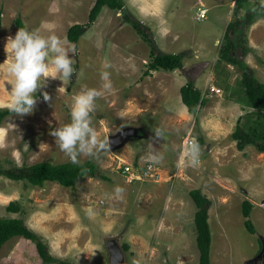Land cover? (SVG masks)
<instances>
[{
    "label": "rangeland",
    "instance_id": "rangeland-1",
    "mask_svg": "<svg viewBox=\"0 0 264 264\" xmlns=\"http://www.w3.org/2000/svg\"><path fill=\"white\" fill-rule=\"evenodd\" d=\"M204 1L211 6L208 15L196 20V0H123L129 18L142 25L159 51L188 54L183 68L165 71L148 68L150 43L121 10L103 6L89 23L95 0H0V108H7L10 100L4 68L7 38L14 37L20 27L38 30L42 36L54 33L66 47L76 48L75 72L69 81L48 78L46 87L36 93L31 114L11 113L2 120V167L70 161L50 132L70 119L72 97L81 85L102 93L92 113L99 137L110 139L123 130L136 129L121 145L109 144V152L101 151L95 159L79 157L80 162H95L97 171L79 178L73 187L55 181L34 186L0 176V217L22 219L56 260L109 264L107 243L114 240L123 251V264H199L193 189L211 201L210 264H248L264 252V152L254 145L239 150L231 137L237 121L244 124L255 118V110L240 102L242 69L218 63L224 35L213 42L236 19L237 11L231 2V14H223L229 0ZM250 2V12L260 3L261 16L255 17L252 27L242 26L238 35L242 42L246 40L251 57L249 53L243 56L240 47L235 55L247 61L250 72L264 83V0ZM244 13L239 10L237 15ZM75 23L84 26L76 44L66 37ZM194 63H199L194 68L199 73L192 70ZM105 70L110 72L109 90L103 89L100 78ZM188 82L201 91L208 82L220 89L207 90L204 105L194 115L183 108L179 92ZM234 90L239 93L234 95ZM45 91L49 101L43 99ZM190 129L200 152L196 166L190 157H181V144ZM148 163L153 166L150 170L145 167ZM126 164L134 174L122 172ZM135 175L139 178L129 181ZM117 186L123 189L118 195ZM10 201H16L20 211H9ZM244 201L252 204L248 218L254 233L245 226ZM88 208L95 213L91 218ZM0 264L45 263L34 241L16 236L1 246Z\"/></svg>",
    "mask_w": 264,
    "mask_h": 264
},
{
    "label": "trees",
    "instance_id": "trees-1",
    "mask_svg": "<svg viewBox=\"0 0 264 264\" xmlns=\"http://www.w3.org/2000/svg\"><path fill=\"white\" fill-rule=\"evenodd\" d=\"M251 4L249 0H235L234 11L244 9L245 13L243 17L229 21L226 25L224 33L223 46L219 49L218 63L221 61L231 64L232 66H238L242 69V78L240 84V94L243 93V99L241 103L244 107H251L255 111V118H251L244 124H241L239 120L235 126L234 131L231 134L233 140L236 141V147L239 150L244 149L246 145H254L257 151L264 152V83L257 80L253 73L250 72V67L247 66L243 60L236 57V51H242L245 53L246 48L242 47L239 38L242 26L248 27L255 17L261 16V9L258 7L260 3H256L255 8L250 12L248 6ZM254 4V3H253ZM103 6H108L115 10H121L125 18L130 21L133 28L146 38V41L150 43L151 52L150 59L148 61V68L150 70H165L173 71L184 67L183 59L188 55L186 52L180 53H167L159 51L153 40L147 39V33L141 28V24L129 18L125 11V5L123 0H95L94 4L90 8L88 14V22L94 21ZM203 7L202 5H197ZM196 8V15H197ZM195 15V16H196ZM196 18V17H195ZM201 20V19H200ZM17 23L21 26L20 19ZM0 25H1V12H0ZM84 26L79 23L71 25L66 37L67 39L76 44L83 34ZM246 31V30H245ZM181 102L186 106L187 111L191 114H196L200 107L204 105L205 98L202 96L200 89L194 87L193 82L180 87ZM234 95L239 93L234 90ZM11 114L8 108H0V125L2 120ZM250 116V115H248ZM202 140V139H201ZM200 141V140H199ZM97 171L96 163L92 160H86L77 164L71 161L62 163H51L48 161H40L30 165H22L20 167L4 168L0 165V176H5L14 180H22L34 186H43L46 181H55L65 187L75 186L76 181L85 175H94ZM190 195L198 207L195 216L194 224L196 227V244L199 250V264H210V246H211V232L208 222V208L211 201L201 193L199 189H193L190 191ZM252 208V204L248 201L242 203V213L245 217V226L247 229L254 233V227L250 221L249 214ZM7 209L12 212L20 211V206L16 201H10ZM21 236L26 239H30L35 242L37 253L42 259L43 263L49 264L57 262V264H68L67 261L63 262L56 260L47 249V245L42 239L31 229H29L20 218H1L0 217V248L9 239ZM128 245H124L126 249Z\"/></svg>",
    "mask_w": 264,
    "mask_h": 264
},
{
    "label": "clouds",
    "instance_id": "clouds-1",
    "mask_svg": "<svg viewBox=\"0 0 264 264\" xmlns=\"http://www.w3.org/2000/svg\"><path fill=\"white\" fill-rule=\"evenodd\" d=\"M75 51V45L66 47L65 42L54 33L42 36L38 30L20 27L14 37H8L7 63H2L8 77L5 86H11L10 91L8 90L10 96L8 111L17 116L31 114L37 102L36 93L38 89L46 87L48 78L69 81L75 72L72 61ZM100 78L104 81L103 89L112 88L109 71L100 72ZM42 95L45 101L50 100L46 91ZM101 95L100 90L81 85L79 91L72 97L70 119L50 132L59 150L74 164L80 162L81 156L95 159L101 151L109 152V138L99 137L92 123V113L96 110V102ZM185 154L190 156L193 166L199 164L198 144L186 143ZM122 191L119 186L115 188L117 195ZM87 215L90 218L94 216V210L88 208Z\"/></svg>",
    "mask_w": 264,
    "mask_h": 264
},
{
    "label": "water",
    "instance_id": "water-1",
    "mask_svg": "<svg viewBox=\"0 0 264 264\" xmlns=\"http://www.w3.org/2000/svg\"><path fill=\"white\" fill-rule=\"evenodd\" d=\"M200 64H202V63H200ZM198 66H199V63H194L191 68H192V70L194 72L197 71L199 73V71H200L199 69L196 70V71L194 70V68L197 69ZM203 66L204 65L202 64L201 68ZM135 132H136V129H134V128H132V129H126V130L121 131L116 136L111 137L109 139L110 147H113V146H116V145H119V144L121 145L122 142H124L127 139V137H130ZM107 250H108V253H109V264H123L124 263V254H123V251L121 250L119 244L116 241H114V240L108 241V243H107ZM262 250H264V248ZM262 254H263V252H262ZM251 260L254 261V259H251ZM262 264H264V263H262Z\"/></svg>",
    "mask_w": 264,
    "mask_h": 264
},
{
    "label": "built area",
    "instance_id": "built-area-1",
    "mask_svg": "<svg viewBox=\"0 0 264 264\" xmlns=\"http://www.w3.org/2000/svg\"><path fill=\"white\" fill-rule=\"evenodd\" d=\"M206 13H207V9L206 8L198 7L197 8V16H196V18L197 19H202V18L206 17ZM207 88L204 87V89H202L203 90L202 91V96L206 95ZM209 88H210V90H212V91L214 90L215 92H219L220 91L219 88H216L214 86H209ZM188 142H195L194 137L192 136V129L187 131L186 136H185V138H184V140H183V142L181 144L182 145V147H181V157L184 158V159H189V157H190L189 155L185 154L186 143H188ZM145 167H147V170H150V169H152L153 166H152L151 163H148ZM122 172L123 173H132V174H134L132 172L130 164L124 165L123 169H122ZM147 173H148V171L145 172V174H147ZM134 178H139V176L138 175H135L133 177L131 176L129 181H133ZM134 180H136V179H134ZM262 206L264 208V205H262Z\"/></svg>",
    "mask_w": 264,
    "mask_h": 264
},
{
    "label": "crops",
    "instance_id": "crops-1",
    "mask_svg": "<svg viewBox=\"0 0 264 264\" xmlns=\"http://www.w3.org/2000/svg\"><path fill=\"white\" fill-rule=\"evenodd\" d=\"M204 2H205L204 0H196V2H195L196 4H194V5H202V6H204V8L207 9V14H206V17H207L208 12H209V9H208V8H210L211 6H209V7L206 6ZM231 2L235 4V0H229V3H227V4H228V9H227V11H226V12L224 11V13H223V10H222V13L225 14L226 16L228 15V13L231 14V9H232ZM194 5H193V6H194ZM209 5H210V4H209ZM221 5H222V4H221ZM212 6H213V5H212ZM196 8H197V6H196ZM241 11H244V12H245L244 9H242ZM238 12H239V11H237V13H235L234 16L237 17V18H240L239 15H237ZM232 13H233V11H232ZM195 17H196V16H195ZM206 17H205V18H206ZM230 17H231V16H230ZM235 17H234V18H235ZM256 18H258V17H256ZM256 18H255V19L253 20V22L249 25V27H252L251 25L255 22ZM195 19H196V20H200V19H197V18H195ZM203 19H204V18H203ZM224 22H226V21H224ZM228 23H229V22H228ZM228 23H227V24H228ZM225 24H226V23H225ZM227 24H226V25H227ZM225 28H226V27H225ZM225 28H224V32H225ZM224 32H223V33H224ZM222 35H224V34H220V35L217 34V35L214 37L213 42L219 40L220 38H222ZM223 38H224V36H223ZM243 40H244V39H243ZM242 43H243V44H242ZM240 44L242 45V47H245V48H246L245 53H242L243 56H247V54L249 53V51H248V47L246 46V40H244L243 42L241 41ZM248 57H251V54H250V53L248 54ZM205 62H207L208 64L210 63L209 61H205ZM243 62H246V63H247V61H244V60H243ZM230 65H231V64H230ZM207 67H208V66H206V68H207ZM207 69H208V68H207ZM207 72H208V71H207ZM197 75H198V74H197ZM208 85H210L209 82L206 83L204 86L207 88ZM214 86L216 87L215 84H214ZM217 88H218V87H217ZM203 89H204V88H203ZM200 91H201V90H200ZM201 94H202V91H201ZM206 94H207V91H206ZM205 97H206V96H204V98H205ZM182 104H183V103H182ZM183 108L186 109V111H187V108H186V106H185L184 104H183Z\"/></svg>",
    "mask_w": 264,
    "mask_h": 264
},
{
    "label": "flooded vegetation",
    "instance_id": "flooded-vegetation-1",
    "mask_svg": "<svg viewBox=\"0 0 264 264\" xmlns=\"http://www.w3.org/2000/svg\"><path fill=\"white\" fill-rule=\"evenodd\" d=\"M264 245V244H263ZM263 249V248H262ZM261 249V250H262ZM260 259V260H259ZM258 259V261L257 260H254V261H252V262H250V263H248V264H262V263H264V252H263V254H261V257Z\"/></svg>",
    "mask_w": 264,
    "mask_h": 264
},
{
    "label": "bare ground",
    "instance_id": "bare-ground-1",
    "mask_svg": "<svg viewBox=\"0 0 264 264\" xmlns=\"http://www.w3.org/2000/svg\"><path fill=\"white\" fill-rule=\"evenodd\" d=\"M263 153V152H262Z\"/></svg>",
    "mask_w": 264,
    "mask_h": 264
}]
</instances>
